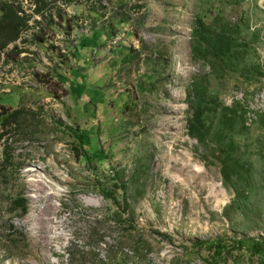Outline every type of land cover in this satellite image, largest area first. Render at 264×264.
Masks as SVG:
<instances>
[{"label": "rangeland", "instance_id": "1", "mask_svg": "<svg viewBox=\"0 0 264 264\" xmlns=\"http://www.w3.org/2000/svg\"><path fill=\"white\" fill-rule=\"evenodd\" d=\"M10 1L30 19L5 51L11 59L0 57V103L22 111L0 141V264H64L70 244L105 230L96 219L113 208L101 191L114 190L121 171L118 201L126 198L135 225L170 237L146 233L149 264H205L203 252L183 250L195 240H264V0H43L41 14L36 0ZM197 17L237 25L245 43L217 75L192 56ZM92 31L97 41L77 56ZM58 73L87 84L78 90ZM194 81L245 111L243 124L225 128L224 140L238 144L229 187L211 150L188 135ZM82 131L105 160H82ZM5 140L12 164L3 167ZM246 260L221 264H257Z\"/></svg>", "mask_w": 264, "mask_h": 264}, {"label": "trees", "instance_id": "2", "mask_svg": "<svg viewBox=\"0 0 264 264\" xmlns=\"http://www.w3.org/2000/svg\"><path fill=\"white\" fill-rule=\"evenodd\" d=\"M43 0H36L38 8L34 14H41L45 5L40 3ZM214 22V18L206 15ZM30 16L24 15L19 5H15L10 0H0V57L3 54L6 60H10L9 54L5 51L7 47L18 41L22 34L29 29L28 21ZM203 17H197L194 26V32L191 36L190 46L193 58L196 60L201 58L209 65L210 74L217 75L223 72V65L226 62H232L236 52V44L240 39L233 36V31L238 26L218 27L219 19H215V25L210 26L205 22ZM214 27L218 29H214ZM226 27V28H224ZM99 33L92 31L89 36L84 39V43L77 49V56L83 57L86 53L83 49L97 41ZM244 43V41H240ZM245 44V43H244ZM16 50V47H14ZM6 53V54H5ZM19 53V52H18ZM256 70L257 66H252ZM248 70V68H245ZM252 74L253 71H247ZM63 81L68 82L78 90H81L87 83L82 76H67L58 73ZM198 81V79H195ZM193 82V94H188V107L190 110V118L187 122V130L190 138L194 139L198 146L211 150V156L214 162L220 166V172L224 186L229 187L231 180L230 174L239 170L235 162V150L238 147L237 139L231 137L225 141V128L233 127L237 122H244L245 111H238L236 104L232 106H223L214 100V97H207L197 87L199 82ZM2 96V95H0ZM78 96V95H77ZM239 103V102H238ZM0 141L8 134L10 129L18 123L22 116V111L5 109L0 103ZM264 121V119L262 118ZM214 135V140L211 135ZM219 138V139H218ZM80 148L82 150L81 158L85 161H93L94 159L102 162L106 159L103 151L89 152V139L84 131L78 135ZM4 150L2 157V165L6 167L12 164L9 146L4 141ZM206 160V159H205ZM122 172V171H121ZM121 172H115L113 180L114 190L108 188L102 189L101 195L103 199L109 202L113 210H109L96 221L105 226V230L100 234L95 233L93 240L87 244L77 245L70 244L62 254L65 257L64 264H149L150 260L145 255H141L143 245L152 248L150 242L146 238V233L169 239L167 233L160 232L157 229L142 230L138 228L131 219L129 205L126 198L122 200V204L118 201L119 192L126 195L127 183L121 182ZM13 205H17L20 209V215L27 213V204L25 199L19 198L12 200ZM17 208L14 207V210ZM13 227L11 226L10 229ZM183 250L200 255L202 252L206 255L202 257L205 264H221L227 263L229 260L237 261L240 257L245 256L246 261L255 259L257 264H264V240L254 238L229 239L221 238L215 240H195L183 245ZM242 254V255H241ZM190 255V254H188ZM63 264V263H61Z\"/></svg>", "mask_w": 264, "mask_h": 264}]
</instances>
